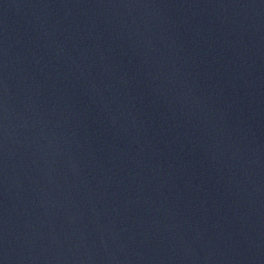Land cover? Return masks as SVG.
Listing matches in <instances>:
<instances>
[{
	"label": "water",
	"instance_id": "95a60500",
	"mask_svg": "<svg viewBox=\"0 0 264 264\" xmlns=\"http://www.w3.org/2000/svg\"><path fill=\"white\" fill-rule=\"evenodd\" d=\"M0 264H264V0H0Z\"/></svg>",
	"mask_w": 264,
	"mask_h": 264
}]
</instances>
